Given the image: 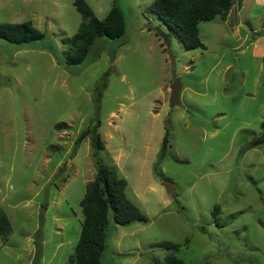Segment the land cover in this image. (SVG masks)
Returning a JSON list of instances; mask_svg holds the SVG:
<instances>
[{
  "label": "rangeland",
  "instance_id": "rangeland-1",
  "mask_svg": "<svg viewBox=\"0 0 264 264\" xmlns=\"http://www.w3.org/2000/svg\"><path fill=\"white\" fill-rule=\"evenodd\" d=\"M154 1L86 0L100 20L117 5L126 33L68 65L83 23L75 0H0V25L45 34L24 45L0 38V212L13 228L0 236V264H72L97 160L127 181L147 219L122 226L109 214L105 264L163 262L168 245L185 264H264V8L248 3L243 17L262 14L238 33L220 17L201 23L202 46L187 51ZM157 28L182 83L174 108ZM94 133L106 145L97 157Z\"/></svg>",
  "mask_w": 264,
  "mask_h": 264
},
{
  "label": "trees",
  "instance_id": "trees-1",
  "mask_svg": "<svg viewBox=\"0 0 264 264\" xmlns=\"http://www.w3.org/2000/svg\"><path fill=\"white\" fill-rule=\"evenodd\" d=\"M74 5L81 14L83 23L71 40L74 51L69 54L66 63L81 65L88 58L92 47L99 38L121 39L126 33L127 22L124 12L117 5L111 8L103 20L96 17L86 0H75ZM234 5L235 0H156L152 9L168 29L177 35L183 48L193 51L202 46L200 24L218 17L226 20ZM156 35L158 36L157 33ZM0 38L24 45L43 40L45 34L33 27L31 22L1 24ZM100 99L101 91H99L97 101L99 102ZM68 127L65 123L56 125L57 130L68 129ZM262 128H264V123ZM91 133L92 131L88 130L78 137L74 155L79 145ZM91 144L94 149V157L106 149L105 142L99 133H94ZM96 164V178L88 183L80 203L84 222L75 254L69 258V262L72 264H105L103 257L107 245V229L111 212L114 222L118 225L124 226L134 221L147 222L140 209L126 196L127 181L120 178L116 170L102 161L97 160ZM12 232L13 228L9 217L4 212H0V236L7 240ZM165 249L167 255L164 261L155 264H185V261L178 257L180 245H168Z\"/></svg>",
  "mask_w": 264,
  "mask_h": 264
},
{
  "label": "water",
  "instance_id": "water-1",
  "mask_svg": "<svg viewBox=\"0 0 264 264\" xmlns=\"http://www.w3.org/2000/svg\"><path fill=\"white\" fill-rule=\"evenodd\" d=\"M246 29L249 30L248 26H245ZM156 33L158 36L164 41L166 49L168 50V58L170 61V65L172 68V86H171V94H170V104L171 108H174L181 104V91H182V83L176 71V62L173 56L171 49V40L169 36L163 32L161 29L157 28ZM163 186L170 193L175 192V187L170 182H164Z\"/></svg>",
  "mask_w": 264,
  "mask_h": 264
},
{
  "label": "crops",
  "instance_id": "crops-1",
  "mask_svg": "<svg viewBox=\"0 0 264 264\" xmlns=\"http://www.w3.org/2000/svg\"><path fill=\"white\" fill-rule=\"evenodd\" d=\"M252 2L254 5H259L255 6L252 10H258L259 12L260 8H264V0H235V5L233 6L228 18L224 21L225 24L228 26L230 23H233L235 25L230 26V28H234L235 32L238 33L240 31L241 25H245V21L248 22H254L258 18H260L262 13H258L255 18H251L252 12L250 11V14L248 17H243V12L247 7V4ZM264 13V12H263ZM230 21V22H229ZM250 26V32L252 31V26ZM254 31V30H253ZM11 221V220H10Z\"/></svg>",
  "mask_w": 264,
  "mask_h": 264
}]
</instances>
